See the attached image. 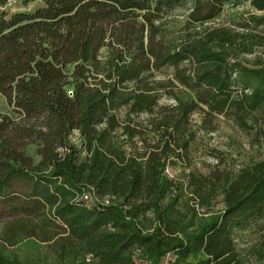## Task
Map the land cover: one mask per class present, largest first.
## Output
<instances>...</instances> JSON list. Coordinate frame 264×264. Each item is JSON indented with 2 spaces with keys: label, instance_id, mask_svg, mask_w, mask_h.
Masks as SVG:
<instances>
[{
  "label": "trees",
  "instance_id": "16d2710c",
  "mask_svg": "<svg viewBox=\"0 0 264 264\" xmlns=\"http://www.w3.org/2000/svg\"><path fill=\"white\" fill-rule=\"evenodd\" d=\"M11 1L0 264H47L21 261L24 240L53 264H264V151L236 171L190 170L183 190L166 174L220 119L264 148V58H241L264 47V16L207 25L264 0H38L7 19Z\"/></svg>",
  "mask_w": 264,
  "mask_h": 264
},
{
  "label": "rangeland",
  "instance_id": "374dc122",
  "mask_svg": "<svg viewBox=\"0 0 264 264\" xmlns=\"http://www.w3.org/2000/svg\"><path fill=\"white\" fill-rule=\"evenodd\" d=\"M43 8V4L38 1L13 0L4 7L7 19L16 15L33 16L38 10ZM185 10H174L171 14L182 17ZM257 17L264 16V12H256L248 3L235 9H227L214 22L208 23V26H228L236 28L234 24L242 23L249 15ZM264 58V47H254L250 53L241 55L243 60L253 62L255 58ZM161 77V76H158ZM168 102V101H166ZM0 114L14 116L12 108L7 104L6 99L0 96ZM194 123L199 122V117H191ZM264 151V148L251 144L250 138L240 133L229 122L220 119L218 130L215 133H199L196 141L191 146V153L186 164H177V166L167 167L166 174L176 181V184L183 190L186 186V176L190 170L206 174L210 168L218 166L236 171L243 164L249 162L252 158H257ZM33 148L29 149L32 155ZM220 200V199H219ZM222 207L218 204L216 209ZM247 244L253 242L255 235L246 232L241 238ZM14 253L24 263L44 261L47 264H53L51 255L43 245H38L33 241L24 240L13 249Z\"/></svg>",
  "mask_w": 264,
  "mask_h": 264
}]
</instances>
